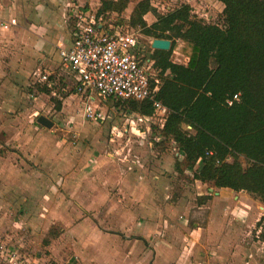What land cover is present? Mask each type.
Segmentation results:
<instances>
[{
    "label": "rangeland",
    "instance_id": "rangeland-1",
    "mask_svg": "<svg viewBox=\"0 0 264 264\" xmlns=\"http://www.w3.org/2000/svg\"><path fill=\"white\" fill-rule=\"evenodd\" d=\"M64 1L0 0V251L11 254L14 264H158L169 254L172 264H264V208L256 196L195 181L177 145L157 123L148 122L145 130L127 104L107 101L101 106L104 120L87 121L70 76L59 68L37 70L34 58H21L31 47L21 41L26 33L15 31L17 21L26 28L30 10L29 16L43 5L60 9ZM140 1L129 0L120 15L106 13L103 20L106 27L133 29L147 46L150 38L127 20ZM150 2L158 14L187 4L197 19L223 24V6L215 0ZM66 4L72 22L100 5L98 0ZM153 16L146 17L148 24ZM13 18L17 24L11 26ZM31 25L27 28L41 37L42 29ZM174 42L181 62L190 47L181 39ZM40 73L49 76L50 86L35 84ZM39 116L53 127L39 124ZM182 128L194 134L189 126ZM92 155L98 157L94 161L103 159L90 162ZM97 163L102 170L89 182L105 191L96 192L93 201L85 192L76 194L73 185L76 173L85 179ZM5 257L0 253V264H12Z\"/></svg>",
    "mask_w": 264,
    "mask_h": 264
},
{
    "label": "trees",
    "instance_id": "trees-1",
    "mask_svg": "<svg viewBox=\"0 0 264 264\" xmlns=\"http://www.w3.org/2000/svg\"><path fill=\"white\" fill-rule=\"evenodd\" d=\"M217 1L223 5L222 26L197 19L187 4L158 14L150 0L134 6L129 24L145 36L171 42L168 51L156 49L150 56L159 79L155 100L168 110L164 137L185 156L193 179L217 189L245 191L264 206V0ZM128 3L101 0L95 15L118 16ZM149 12L156 18L151 25L143 19ZM175 39L190 47L185 66L170 59ZM123 104L129 112L153 113L148 100Z\"/></svg>",
    "mask_w": 264,
    "mask_h": 264
},
{
    "label": "built area",
    "instance_id": "built-area-1",
    "mask_svg": "<svg viewBox=\"0 0 264 264\" xmlns=\"http://www.w3.org/2000/svg\"><path fill=\"white\" fill-rule=\"evenodd\" d=\"M8 24H17L16 19H10ZM143 49L133 29L111 25L106 28L103 15L97 17L89 9L75 15L69 44L58 46V56L61 67L73 75L74 93L82 99L87 120L103 121L105 113L101 106L107 101L148 100L152 102L153 113L146 119L163 130L168 110L155 100L159 79L152 64L143 60ZM40 79L48 80L46 75ZM233 98L238 99V95ZM0 253L14 264L11 254L3 250Z\"/></svg>",
    "mask_w": 264,
    "mask_h": 264
},
{
    "label": "crops",
    "instance_id": "crops-1",
    "mask_svg": "<svg viewBox=\"0 0 264 264\" xmlns=\"http://www.w3.org/2000/svg\"><path fill=\"white\" fill-rule=\"evenodd\" d=\"M67 1H70V0H65L63 2L65 7L63 5V6L60 7V9H55V10L51 11V9H48V8L45 7L47 5H43L41 8H38L39 11H38V13H36V15L34 13V14H31L29 16L31 10L29 11V14H27V13H26L27 15L25 14V16H26L25 17V21L28 22V25L25 24L26 28H27V26H30L31 23H33L35 25H38V27H40L42 29V32H40L42 34L41 37H40V35H37L36 33H34L33 30L30 27H29L30 29H28V28L26 29V28L22 27V25H21V27H22V30H21V27H20L21 22H19V21H17L19 23V25H18L19 29H17L18 31L17 30H15V31L18 32V33L21 31L19 34H21L22 32L24 34V32H25L26 34H25L24 37L21 38V41L24 42L23 44H25L26 46L31 47V48H29V51H31V54L27 50L28 53H26V54H28V55H26L24 57H21V58H25V59L34 58V60L36 62L35 66H36V68H38L37 70H40V71H41V69H43L44 71H54L57 68L61 69V71L63 72L62 73L63 76H65V77L70 76V79L73 80V86H74L73 75L70 74L69 72H66L61 67L60 59H59V56H58V46L60 44L68 45L69 41H70V31H71L72 21H71V16L69 15L68 7H67L68 3L66 4ZM77 1L87 2V0H77ZM98 1L100 3L101 0H98ZM215 1L218 2L217 0H215ZM51 13L57 17V19H56L57 21L54 20V18L53 19L51 18L52 17L50 15ZM148 15H152L153 16V14L151 12L145 14L143 16V19L145 21H146V17ZM17 18H19V17H17ZM129 18H130V15L127 18V20H129ZM155 21H156V19H155ZM155 21H153L152 23H154ZM152 23H149V24L147 23V25H151ZM132 27H134V26H132ZM134 28L137 29V27H134ZM141 33H142V31H141ZM19 34H17V35H19ZM31 36H32L33 39L31 38ZM145 37L150 38V40H149V43H148L147 46L143 44V46H144V49H143V51H144V59L143 60L146 62V64H148V63L152 64V67H153L154 62L150 58V56H151V54H152V52L154 50V49L151 48V43H152L154 38H151L149 36H145ZM32 40H33V42H32ZM35 43H37L36 46H35ZM35 48L37 49V53H33V49H35ZM33 54H36V56L32 57ZM176 56H177V52H175L173 50L171 58H170L172 62L177 63V64H181V65H184V66L188 63V60H189L188 56H184L183 55L182 56L183 59H182L181 62L179 60L175 59ZM41 73H43V72H41ZM41 73H40L38 81H37L38 83H35V84H39V85L46 84L47 86H50L49 85L50 84L49 76L46 75V74H41ZM41 75H46L48 80L46 82L41 81V79H40ZM46 85H44V86H46ZM73 95H77V94L73 93ZM121 105H124V104L122 103ZM130 113H133V115L136 116L137 123H141V124L144 125V129L145 130L148 128V124L150 122L147 121L146 117H149V116H143V115H140V114L135 113V112H130ZM87 121H91V120H87ZM53 125H54V123H53ZM94 158L97 159L98 157L92 155L91 157H89L88 161L94 163L95 161L98 162V161L103 159L102 158V159H98V160L94 161ZM97 164L96 165H91V167H92L91 174H87L85 176V179H83V177H79L80 176L79 173H76L75 178H74V180H75L74 183L75 184L73 185V189H74L73 191L76 194L80 193V192H85L89 196V199L93 200V201H94L93 198L96 195H98L97 193L99 191L102 192V193L105 191L104 188H101L102 185L100 183H98L96 181L89 182V180H90L89 176H93L95 171L102 170V167H103L101 165L102 162H101V164H98V165ZM94 180H96V179H94ZM197 182H199V181H197ZM93 193H96V194L93 195ZM263 208H264V206H263ZM13 224H14L15 227L20 226V222L19 221H16ZM48 229H49V227H48ZM219 232L221 233L222 230L219 231ZM219 232L214 233L213 237H211V238L214 239L217 236H219V234H220ZM46 233H48V230H47ZM49 234L51 235V230H50ZM59 240H61V239L59 238ZM162 251H165V250L162 249ZM219 257L222 258L223 256L219 255ZM157 259H158V256H157V258L155 260V263H156ZM173 259H174V257H173L172 254L171 255L170 254L169 255H163V257L161 256L158 259V264H172ZM220 264H223V263H220ZM236 264H238V263H236Z\"/></svg>",
    "mask_w": 264,
    "mask_h": 264
},
{
    "label": "water",
    "instance_id": "water-1",
    "mask_svg": "<svg viewBox=\"0 0 264 264\" xmlns=\"http://www.w3.org/2000/svg\"><path fill=\"white\" fill-rule=\"evenodd\" d=\"M171 42L167 39H153L151 48L154 50L168 51L170 49ZM37 122L46 128L53 127V122L44 116H39Z\"/></svg>",
    "mask_w": 264,
    "mask_h": 264
},
{
    "label": "bare ground",
    "instance_id": "bare-ground-1",
    "mask_svg": "<svg viewBox=\"0 0 264 264\" xmlns=\"http://www.w3.org/2000/svg\"><path fill=\"white\" fill-rule=\"evenodd\" d=\"M259 209H260V210H262V209H263V206H262V205H261V206H259Z\"/></svg>",
    "mask_w": 264,
    "mask_h": 264
}]
</instances>
